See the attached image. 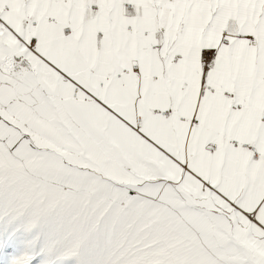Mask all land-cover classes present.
I'll use <instances>...</instances> for the list:
<instances>
[{
    "label": "snow or ice",
    "instance_id": "6c2138e0",
    "mask_svg": "<svg viewBox=\"0 0 264 264\" xmlns=\"http://www.w3.org/2000/svg\"><path fill=\"white\" fill-rule=\"evenodd\" d=\"M0 264H264V0H0Z\"/></svg>",
    "mask_w": 264,
    "mask_h": 264
}]
</instances>
